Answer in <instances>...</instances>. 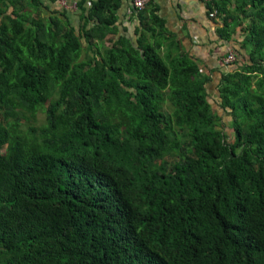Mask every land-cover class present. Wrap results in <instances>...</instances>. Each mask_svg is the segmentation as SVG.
I'll return each mask as SVG.
<instances>
[{
	"label": "trees",
	"instance_id": "16d2710c",
	"mask_svg": "<svg viewBox=\"0 0 264 264\" xmlns=\"http://www.w3.org/2000/svg\"><path fill=\"white\" fill-rule=\"evenodd\" d=\"M58 1L0 0V264H264V0L205 5L243 37L230 140L157 9L133 45L114 0H79L78 29Z\"/></svg>",
	"mask_w": 264,
	"mask_h": 264
},
{
	"label": "crops",
	"instance_id": "0c3cea01",
	"mask_svg": "<svg viewBox=\"0 0 264 264\" xmlns=\"http://www.w3.org/2000/svg\"><path fill=\"white\" fill-rule=\"evenodd\" d=\"M64 1V5H61L60 1H58V4L65 10L71 27L78 29L81 25L79 12L76 9V4L79 0ZM230 1L233 2V0ZM67 4L72 5L74 9L66 11ZM114 4L117 5V10L113 14L115 17L113 27L115 29L110 40L122 37L130 40L133 45H137L138 38L145 32L140 22L133 17L134 10L132 9L131 1L114 0ZM205 5L202 0H151L148 7L157 9V15L164 21L166 29L163 35L174 39L177 52H185L190 55L198 64L199 72L208 75L209 80L205 85L206 92L211 81L217 77L220 79L221 74L235 70L237 66L243 63L245 57H243L244 52L239 47L243 40L241 33L236 30V34L228 40L216 37L215 31L221 28L220 20L216 16L208 18ZM90 6L91 0H87L86 7L89 8ZM58 10L59 7L56 4L55 6H50L49 13L57 12ZM106 17H108V14ZM147 34V40L150 43L154 42V38ZM109 37L107 35L106 39ZM105 42L104 45L108 46L109 40ZM230 52L235 55L236 63L225 64L223 60ZM206 99L209 103V100L213 101L215 97L209 98L207 96ZM223 120L225 119L221 118V122Z\"/></svg>",
	"mask_w": 264,
	"mask_h": 264
},
{
	"label": "rangeland",
	"instance_id": "374dc122",
	"mask_svg": "<svg viewBox=\"0 0 264 264\" xmlns=\"http://www.w3.org/2000/svg\"><path fill=\"white\" fill-rule=\"evenodd\" d=\"M209 2H210V4H211V2H212V0H208ZM151 2V1H150ZM149 2V3H150ZM57 6L59 7V9L61 8L60 6H59V4L57 3ZM74 9V7L72 6V5H69V4H67V8H66V11H68V10H73ZM59 11H57L56 13H57V15L56 16H58V13ZM43 16H47V15H45L44 13H43ZM209 18V17H208ZM104 45V44H103ZM104 47H106L105 45H104ZM85 52H83V54H82V56H85V54H84ZM229 55V54H228ZM228 55H227V57H228ZM227 57L226 58H224V60H223V62L224 63H226V64H231V63H227L226 62V60H227ZM235 58V57H234ZM212 80V79H211ZM218 80H219V78L217 77V78H215V80H213V81H211V84L207 87V89H206V93H207V96L209 97V98H212V97H215V100H209V103L211 104V108L213 109V110H215L216 111V113L219 115V117H221V118H224L225 120H223V125H224V127H223V130H224V132L227 134V136L229 137V140H230V137L232 136V131L228 128V122H229V117H226L225 116V114H224V112H223V110H221L220 108H218L217 107V96H216V89H217V83H218ZM36 120H37V124H39V123H41V121H44V115H42V114H40V113H38L37 115H36ZM3 151V150H2Z\"/></svg>",
	"mask_w": 264,
	"mask_h": 264
},
{
	"label": "built area",
	"instance_id": "2783aa9c",
	"mask_svg": "<svg viewBox=\"0 0 264 264\" xmlns=\"http://www.w3.org/2000/svg\"><path fill=\"white\" fill-rule=\"evenodd\" d=\"M61 5H64L65 1L64 0H59ZM132 7L135 11H142L145 6L151 1V0H130ZM203 1H208V0H203ZM215 13L210 14L209 18H213ZM234 55L232 53H229L226 62L227 63H231L232 61H234Z\"/></svg>",
	"mask_w": 264,
	"mask_h": 264
},
{
	"label": "clouds",
	"instance_id": "9594fccd",
	"mask_svg": "<svg viewBox=\"0 0 264 264\" xmlns=\"http://www.w3.org/2000/svg\"><path fill=\"white\" fill-rule=\"evenodd\" d=\"M202 1H203V0H202ZM203 2H205V1H203ZM207 3L210 4L209 1H206V2H205V4H207ZM148 4H149V3H148ZM148 4H147V5H148ZM147 5H146V6H147ZM132 9H133V7H132ZM133 10H134V9H133ZM213 13H214V12H213ZM213 13H212V14H213ZM209 15H210V14H209ZM209 15H208V17H209ZM214 16H215V14H214ZM214 16H213V18H214ZM230 53H232V52H230ZM228 54H229V53H228ZM228 54H227V55H228ZM232 54H233V53H232ZM233 55H234V54H233ZM234 57H235V55H234ZM235 58H236V57H235ZM232 62H233V61H232Z\"/></svg>",
	"mask_w": 264,
	"mask_h": 264
}]
</instances>
